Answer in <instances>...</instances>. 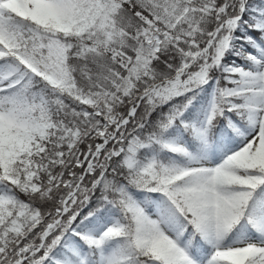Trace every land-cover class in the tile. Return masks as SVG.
Returning a JSON list of instances; mask_svg holds the SVG:
<instances>
[{
  "label": "snow or ice",
  "instance_id": "1",
  "mask_svg": "<svg viewBox=\"0 0 264 264\" xmlns=\"http://www.w3.org/2000/svg\"><path fill=\"white\" fill-rule=\"evenodd\" d=\"M0 264H264V0H0Z\"/></svg>",
  "mask_w": 264,
  "mask_h": 264
}]
</instances>
